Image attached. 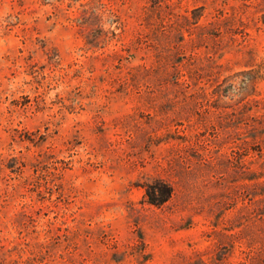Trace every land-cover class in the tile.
<instances>
[{"label":"rangeland","instance_id":"374dc122","mask_svg":"<svg viewBox=\"0 0 264 264\" xmlns=\"http://www.w3.org/2000/svg\"><path fill=\"white\" fill-rule=\"evenodd\" d=\"M0 264H264V0H0Z\"/></svg>","mask_w":264,"mask_h":264},{"label":"trees","instance_id":"16d2710c","mask_svg":"<svg viewBox=\"0 0 264 264\" xmlns=\"http://www.w3.org/2000/svg\"><path fill=\"white\" fill-rule=\"evenodd\" d=\"M172 193V186L164 180H157L147 187L149 202L158 206L167 202L171 198Z\"/></svg>","mask_w":264,"mask_h":264}]
</instances>
